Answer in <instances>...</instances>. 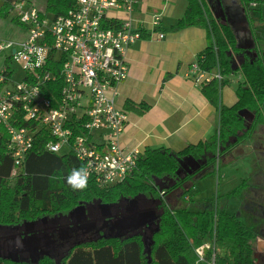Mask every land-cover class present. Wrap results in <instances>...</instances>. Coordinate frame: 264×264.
Masks as SVG:
<instances>
[{"label":"trees","instance_id":"trees-1","mask_svg":"<svg viewBox=\"0 0 264 264\" xmlns=\"http://www.w3.org/2000/svg\"><path fill=\"white\" fill-rule=\"evenodd\" d=\"M20 0H0V17L9 18L13 5ZM250 3L256 0H241ZM76 0H46L45 10L54 15L65 14ZM183 16L173 28L201 25L207 29L208 43L198 55L197 63L202 70L219 68L223 78L202 84V92L219 108V130L209 139L189 144L178 151L166 147L148 148L138 160L133 173L123 181L108 187L99 186L93 178H87V186L74 190L67 177L73 169L83 168V163L73 152L54 153L45 147L56 138L40 129L33 138L32 147L23 165L13 173L14 159L7 151L9 134L0 130V225H21L38 221L43 217L58 215L71 217L79 205L100 200L105 204L118 203L123 198L133 199L140 194L156 198L160 208L157 226L149 243L141 232L127 235H104L70 246L59 258L42 254L33 262L0 255V264H257V232L229 213L211 199V206L197 211L181 206L199 179L217 173L221 169L222 155L236 144L250 137L254 127L264 123V61L253 57L246 48L239 47L230 23L218 17L205 0H187ZM19 23L18 19H10ZM143 37H148L146 32ZM52 52L46 69L57 78L42 86L44 96H59L64 59H54ZM237 59L239 61H237ZM11 56L6 58L7 64ZM241 72L244 80L236 88L237 100L232 105L220 104L221 88L228 84L231 74ZM12 70L8 69L7 74ZM125 107L144 113L150 109L146 102L126 100ZM253 115L248 123L243 112ZM18 127L34 126L35 122L24 119L22 113L14 121ZM77 133L80 131L77 130ZM219 156L218 166L217 158ZM191 157L200 166L193 172L181 174V161ZM245 182L237 185L226 195L237 194ZM179 191V204L173 206L162 196ZM209 242V245H207ZM203 248V256L199 249Z\"/></svg>","mask_w":264,"mask_h":264},{"label":"built area","instance_id":"built-area-1","mask_svg":"<svg viewBox=\"0 0 264 264\" xmlns=\"http://www.w3.org/2000/svg\"><path fill=\"white\" fill-rule=\"evenodd\" d=\"M137 5L138 0H76L57 16L29 0L13 5L11 12L26 32L20 42L0 39V52L10 51L12 62L20 63L24 73L22 79H15L14 69L5 66L0 71V130L9 134L13 173L23 165L40 129L56 138L47 143V150L73 152L87 178L101 187L133 173L143 152L138 147L126 150L121 144L129 115L118 106L119 86L128 73L127 52L143 38L142 33L164 37L163 10L145 20L137 16ZM52 52L54 59H64L61 90L53 100L42 92V86L57 78L46 69ZM190 71L201 85L223 78L219 68L202 70L197 60ZM18 113L35 125L16 126ZM218 161L219 156L217 166ZM199 254L203 256V248Z\"/></svg>","mask_w":264,"mask_h":264},{"label":"crops","instance_id":"crops-1","mask_svg":"<svg viewBox=\"0 0 264 264\" xmlns=\"http://www.w3.org/2000/svg\"><path fill=\"white\" fill-rule=\"evenodd\" d=\"M205 1L218 17L230 23L237 45L246 48L253 57L258 55L264 61V0L250 3L241 0ZM187 3V0H138L137 16L142 10L155 12L163 10L161 32L164 33V37L158 38L155 34L143 37L127 52L128 73L119 86L117 100L118 106L125 109L129 115V122L121 138V144L126 150L138 147L144 154L148 148L166 147L178 151L218 133L219 108L203 94L202 85L195 81L190 71L193 62L207 46V29L201 25L173 28L183 16ZM164 16L170 17V21L165 23ZM141 18L150 20V17ZM217 70L218 68H215L213 71ZM243 80L240 71L229 76L228 84L220 91L221 105H232L236 102V88ZM126 100L146 102L151 107L144 113H138L125 107ZM243 114L248 123L253 120V115L249 112L245 111ZM257 126L250 137L222 155L223 169L204 178L211 183L217 180L214 194L209 201L220 195L218 198L220 208L235 214L257 232V264H264V230L256 229L259 228V224L255 226L258 213L253 206L251 192V186L264 187V142L261 141V137L255 136ZM199 166V161L185 157L181 161L182 171L179 172L181 174L193 172ZM205 180L202 178L197 181L194 189L188 193L187 201L193 200L192 192ZM242 182H245V185L237 194L226 195ZM227 183L230 184L221 189L222 185L224 187ZM178 193L177 190L176 193L167 195L169 202L174 206L180 205ZM233 196H239L241 200L239 207L234 210L221 203ZM131 201L134 202L132 199ZM133 204L138 205L136 202ZM134 217L135 226L143 223L144 217L141 221L140 218ZM125 221L115 224L116 230H113V233L120 235L129 232L130 230L126 229L130 228V223L126 225ZM14 240L17 241L15 245H18L19 241L16 238Z\"/></svg>","mask_w":264,"mask_h":264},{"label":"rangeland","instance_id":"rangeland-1","mask_svg":"<svg viewBox=\"0 0 264 264\" xmlns=\"http://www.w3.org/2000/svg\"><path fill=\"white\" fill-rule=\"evenodd\" d=\"M29 1L34 2L36 8H38L40 10L45 9L46 0H29ZM165 4H166V2H165ZM12 12L10 11L9 18H7V19L0 17V39L1 40H13L16 42H20L25 37L26 32L20 24L15 23V22L10 20L13 17H15L12 14ZM153 12H155V10H150V11L142 10L139 13V16L148 19ZM147 14L149 17L147 16ZM170 19H171L170 17L164 16V22L165 23L169 22ZM242 34H244V33L242 32ZM7 55L8 56L10 55V51L5 50V51L0 52V71L2 70V68H4L6 66V58L8 57ZM7 65L11 69H14V72H15L14 78L15 79H22L23 78L24 73L22 72V68H21L20 63L15 62V61L14 62L11 61ZM255 136L261 137V141L264 142V125L263 124H258L257 129L255 131ZM221 169H223V165H222ZM180 171H182L181 168H180ZM203 179L205 180L206 178H203ZM225 180L226 179H224V181ZM200 184L201 185L198 186V189L194 190L192 192L193 200L184 201L181 203V206H188L189 208L194 209V210L205 209V208H209L211 206L209 199L214 194V191L216 188L215 184H217V180H215V181H213V183H211L207 179L205 181H202ZM228 184H230V183L225 184L224 187L222 185L221 189L225 188ZM251 188H252L251 192L253 194V199H254L253 200V206L255 207V209L258 213V218L255 220V226L257 227L259 224V228H256V229L257 230H264V187L251 186ZM132 200L134 202H136L138 205L135 206L133 204L134 202L132 203L131 199H128V198H123L118 203H113V204H105V203H102L100 200H97V199L93 200L92 202L86 203V204H81V205L77 206L70 214V215H72L71 217H73V223L74 224L72 226L69 225V226L64 227L63 225H61L62 228L54 230V231H50V233L51 232L55 233L56 236H59L61 234L64 235L65 236L64 241H66V239L71 240V238L74 234L73 232H71V230H75V227L79 225L78 224L79 220H82V222L85 221L86 223H84V224H86V225L88 224V226L90 227V223H92L93 225H97V224H95L96 221H98L100 218L104 217L106 214H108V215L111 214L109 220H111L112 224H114V225L110 224L109 229H111V227L113 229L116 225L127 220V221H125V224L127 225L128 223H130L129 230L132 229V231H133V232L129 231V233L128 232L127 233L128 234L135 233L134 230H138L136 232H141L143 235V238L145 239V242H147V244H148L150 241V238H151V233L155 229V227L157 226L156 217L159 214V212L161 211V209L156 207L157 203H158L156 198H152V197L147 198L143 194H140L137 197L133 198ZM240 201L241 200H240L239 196H233L232 198L225 199L221 203L227 204L230 209L234 210L237 207H239ZM153 207H155V208H153ZM134 216H136V218H140L139 219L140 221L145 216L143 223L142 224L140 223L139 226L135 227V217ZM67 219H68L67 221H70V217H68ZM50 221H52V223H53V222L61 221V219L50 220ZM32 226H33V224H30V223L24 224L23 225L24 230H22V231H25V233L19 234V233H21V230L19 227L11 228L10 226H1L0 225V255H2V256L9 255V253H10V249H9L10 245L9 244H11V243H10V240L8 242V238L6 236L13 234V233H17L19 235L18 237L20 239L24 238L23 239L24 243L26 245H29L30 247H32L31 248V249H33L32 251L39 250V249H37L38 246L41 244L38 242L39 237L50 238L49 240H47L48 243H46L47 241L43 242V245L45 243L46 247H48V245L53 243L52 240L55 238L54 237L55 235L54 236L48 235V234H50V233H48V231L43 232L44 233L43 235L42 234L37 235V234H35L34 230H29L32 228ZM42 226L47 227V222L43 221ZM86 230H88V228ZM113 230H116V229H113ZM58 232H60V234ZM66 242H69V241H66ZM207 245H209V242H207ZM55 246L60 247L61 242L58 243V241L55 240ZM200 250H201V248L199 249V251ZM16 251H18V250H15L14 254H18V255L22 254V253H17ZM54 252H55L53 254V255H55L54 257H59L58 255H60V253H57V249L56 250L54 249ZM35 259H36V256H35Z\"/></svg>","mask_w":264,"mask_h":264},{"label":"flooded vegetation","instance_id":"flooded-vegetation-1","mask_svg":"<svg viewBox=\"0 0 264 264\" xmlns=\"http://www.w3.org/2000/svg\"><path fill=\"white\" fill-rule=\"evenodd\" d=\"M173 192L176 193V191H173ZM161 194H162V196H165L166 199L168 200L169 197H167V195L170 194V193H168V194L166 193L165 194V191H162ZM179 195H180V193H178V195H177L178 199H179ZM187 199L188 198H186V200ZM110 216H111V214H109V215L106 214L104 217L100 218L98 221L95 222V224H97V225H93L92 223H90V227L88 226V224L87 225L84 224V223H86L85 221L82 222V220H79V222H78L79 225L75 227V230H71V232L74 233L72 238H71V240H67L66 239V241H69V242L64 241V238H65L64 235L61 234V235H59L60 236L59 237V236H56L55 233H52V232L50 233V231H54V230L62 228L61 225H63L64 227L69 226V225L72 226L74 224L73 223V217H70V221H67L68 220L67 219L68 216L58 215L57 217H53V218L43 217V218L39 219L38 221H34V222H32V221L24 222L21 225H11L10 226L11 228L19 227L20 230H21V233H19V234H24L25 231H22V230H24L23 229V225L26 224V223H30V224H33V226L29 230H34L35 234H37V235L38 234H42L43 235L44 234L43 232H47L48 231V233H50L48 235H51V236L55 235L54 236L55 238L52 240L53 243L48 245V247H46L45 243L43 245V242L49 240L50 238L39 237L38 238V242L41 243L38 246V248H37L39 250L32 251L33 250V249H31L32 247H30L29 245H26L24 243V241H23L24 238L20 239L18 237L19 235L17 233L10 234V235L6 236L8 238V242L10 240V243H11V244H9L10 245V248H9L10 249V253H9V255H6L4 257H11V258H14V259H29L30 261L35 262L39 258V256L42 255V254H47V255H50V256L54 257L55 256V255H53L55 253L54 249L55 250L57 249V253H60V255H58L59 257H55V258L59 259L66 252V250L70 246H72V245H74L76 243H80V242H83V241L96 239L101 234H104V235H117V233H113L114 232L113 229H115V227L113 229H112V227H111V229H109L110 228L109 225L112 224L111 220H109ZM59 219H61V221L53 222V223H52V221H50V220H59ZM43 221L47 222V227H43L42 226V222ZM112 225H114V224H112ZM135 227H137V226H135ZM87 228H88V230H86ZM96 230H101V231L97 232ZM127 230H129V229H127ZM130 231H132V229ZM58 233L60 234V232H58ZM128 233H124V235H127ZM120 235H122V234H120ZM15 238H16V240L19 241L20 245H19V243H18V245H15V242H17V241L14 240ZM55 240H57L58 243L61 242V246L60 247L55 246ZM46 243H48V241ZM18 249H20L21 252L20 251H16V252L17 253H22L21 255L14 254L15 250H18ZM35 256H36V259H35ZM255 256H256V254H255Z\"/></svg>","mask_w":264,"mask_h":264},{"label":"clouds","instance_id":"clouds-1","mask_svg":"<svg viewBox=\"0 0 264 264\" xmlns=\"http://www.w3.org/2000/svg\"><path fill=\"white\" fill-rule=\"evenodd\" d=\"M67 183L74 189L79 190L87 186V172L85 169H73L67 177Z\"/></svg>","mask_w":264,"mask_h":264},{"label":"water","instance_id":"water-1","mask_svg":"<svg viewBox=\"0 0 264 264\" xmlns=\"http://www.w3.org/2000/svg\"><path fill=\"white\" fill-rule=\"evenodd\" d=\"M15 52V50H13V53Z\"/></svg>","mask_w":264,"mask_h":264}]
</instances>
